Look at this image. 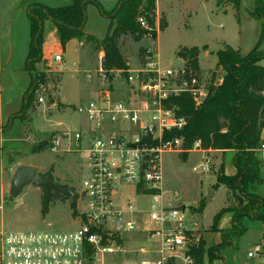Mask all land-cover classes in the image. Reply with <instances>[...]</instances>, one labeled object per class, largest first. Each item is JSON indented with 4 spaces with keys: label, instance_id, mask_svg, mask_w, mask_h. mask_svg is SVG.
Masks as SVG:
<instances>
[{
    "label": "rangeland",
    "instance_id": "obj_1",
    "mask_svg": "<svg viewBox=\"0 0 264 264\" xmlns=\"http://www.w3.org/2000/svg\"><path fill=\"white\" fill-rule=\"evenodd\" d=\"M98 1L106 14L112 16L114 9L127 0ZM39 2L49 6L66 5L64 0H0V46L3 47L0 63V131L4 129L0 137L3 146L0 147V231H69L79 228L80 221L73 215L71 196L53 191L48 212L44 214L43 189L33 184L26 185L16 197H12L9 193L10 181L19 165L29 164L37 166L42 174L50 172L58 184L80 191L86 175L84 152H54L51 150V139L55 132L67 129L86 133L90 123L76 107L95 99L97 90L108 86L96 75V71L100 72L102 67L100 52L83 40L72 39L62 49L61 63L53 61L54 52L43 56L37 69L46 74L47 79L41 83H46L49 91L37 89L29 108L20 111L24 93L30 84L29 75L18 70L25 63L30 42L27 6ZM143 2L145 4L146 0ZM255 6L256 0H240L238 11L232 3L224 2L218 6V0H155L151 15L153 26L160 27V32L153 36L144 35L138 40L129 34L120 37L122 55L129 73L141 68L148 60L145 56L147 48L154 50L152 59L161 60L162 66L166 67L184 63L178 56L181 47L198 46L201 51L197 73L202 85L207 88L213 80L216 82L218 75L221 80L223 71L216 52L225 44L239 48L243 55L255 46L264 51V18L252 16ZM87 7L85 30L99 39L104 38L111 20L102 15L96 5L88 4ZM51 28L50 23L44 28L45 49L58 45ZM88 71L92 72L91 77L87 76ZM117 72L122 76L128 73L123 69L109 73L115 76ZM124 87L127 88L121 79L112 83L110 88L117 90L113 94L114 100L123 97L120 89ZM40 95L45 102L38 101ZM234 154L235 150L208 149V157L190 152H186V157L178 152H165L162 155L165 187L180 192L189 216L197 220L200 232L206 239V249L214 248L218 256L210 259L205 254L204 264H262L264 261V257H247L248 250L264 239L262 223L245 217L246 231L243 235L234 238L232 245H221L222 230L232 225V212H221L227 206L239 205V200H235L226 186L220 184L217 193L212 194L213 198L206 201L208 190L215 186L221 170L227 175L235 174ZM206 158L211 161V170L195 172L193 167ZM261 172L264 175L263 163ZM257 193L264 200V180L257 187ZM216 215L220 217L217 223L214 221ZM143 239L141 233H133L125 243L127 252L113 258L118 261L141 258L142 255L134 250L141 246L148 249L154 247L153 243L143 242Z\"/></svg>",
    "mask_w": 264,
    "mask_h": 264
},
{
    "label": "built area",
    "instance_id": "obj_2",
    "mask_svg": "<svg viewBox=\"0 0 264 264\" xmlns=\"http://www.w3.org/2000/svg\"><path fill=\"white\" fill-rule=\"evenodd\" d=\"M138 21L149 30L146 36L160 32V27L149 25L144 16ZM153 52L147 48L148 60L125 76L118 72L111 75L100 67L96 75L108 86L101 88L95 99L76 107L90 123L86 133L67 129L52 136V151L85 154L86 175L80 191L75 190V197L71 196L79 228L1 230L0 264H195L193 249L201 230L197 220L189 216L180 192L165 187L162 155L208 150L200 147L199 140L185 150L181 137L165 138L186 124V118L178 113V107L170 105V100L187 93L200 103L208 87L185 62L165 67L161 60L152 59ZM62 60L61 52L54 55L55 62ZM87 76L92 74L88 72ZM119 79L127 88L120 89L123 97L114 100L116 89L110 86ZM37 89L49 91L42 83ZM38 101L45 102V98L40 95ZM258 151L264 163V141ZM193 170L209 172L210 159ZM133 233H141L142 241L154 247L134 250L142 255L139 259H114L126 251L125 243ZM247 257H264V239L248 250Z\"/></svg>",
    "mask_w": 264,
    "mask_h": 264
},
{
    "label": "trees",
    "instance_id": "obj_3",
    "mask_svg": "<svg viewBox=\"0 0 264 264\" xmlns=\"http://www.w3.org/2000/svg\"><path fill=\"white\" fill-rule=\"evenodd\" d=\"M224 2L232 3L238 11L240 0H218V6ZM89 3L96 5L101 14L111 20L108 32L102 39L84 31L87 21L86 7ZM154 9L155 0H146L145 4L143 0H127L114 9L112 16L106 14L98 0H74L69 5L58 7L42 3L29 5L27 10L30 19V47L25 69L30 75L31 83L24 93L20 111L29 108L37 85L47 79L46 74L37 69L38 64L43 61L46 21L54 23L63 48L72 39L85 40L94 50L104 53V69L108 72L119 69L127 72L129 67L122 55L120 37L129 34L138 40L149 33L147 28L141 26L138 17L144 16L149 25L153 26L151 13ZM252 16L257 19L264 18V0H256ZM200 51L198 46H183L178 50V56L187 68L196 74L199 71ZM216 54L223 71L221 82L216 86L213 80L208 86L206 97L200 103L195 102L187 93L173 97L170 105L178 107V113L186 118V124L181 130H175L165 138L181 137L185 150L191 149L197 140L203 149L235 150L232 159L236 167L235 174L227 175L221 170L214 186L217 189L220 184H224L235 200H239V205L227 206L221 212H232V225L222 230L220 243L227 246L232 245L234 238L242 236L246 231L245 217L260 221L264 230V200L257 193V187L264 180L261 172L263 161L258 151L264 141L261 137L264 128V51L255 46L243 55L239 49L225 44ZM182 156L186 157V152H183ZM51 198L52 193L46 196L44 192V214L48 212ZM71 206L75 216L74 199ZM219 218L216 215L214 221L217 223ZM205 254L210 259L218 257L214 248L206 249V239L202 235L193 249L195 264H204Z\"/></svg>",
    "mask_w": 264,
    "mask_h": 264
},
{
    "label": "water",
    "instance_id": "obj_4",
    "mask_svg": "<svg viewBox=\"0 0 264 264\" xmlns=\"http://www.w3.org/2000/svg\"><path fill=\"white\" fill-rule=\"evenodd\" d=\"M221 82L219 75L215 85ZM33 184L44 190L46 196L53 191L63 194H70L75 197V192L71 188L62 187L52 179L51 174L44 176L35 165L21 164L16 169L11 181L9 193L12 197H16L26 185ZM216 192V188L210 187L206 196V201L212 198V194Z\"/></svg>",
    "mask_w": 264,
    "mask_h": 264
},
{
    "label": "crops",
    "instance_id": "obj_5",
    "mask_svg": "<svg viewBox=\"0 0 264 264\" xmlns=\"http://www.w3.org/2000/svg\"><path fill=\"white\" fill-rule=\"evenodd\" d=\"M74 0H64V2H66V5H69V4H71L72 2H73ZM39 3H42V2H39ZM42 4H44V5H47L46 3H42ZM89 4H93V3H89ZM47 6H49V5H47ZM59 6H63V5H59ZM28 7V6H27ZM51 7H58V6H51ZM87 9H88V7H86V11H87ZM87 22H88V16H87V21H86V24H85V27H84V31L87 33V34H91V33H89V32H87L85 29H86V26H87ZM47 23H50V25H52V27L53 28H51V30L55 33V35H56V38H57V43H58V45H54V47H52V48H49V49H45L44 48V45H43V56H46V55H48V54H50V53H52V52H54V54H53V61H54V55H56V54H58V53H62V55H63V53H64V50H62V49H64L62 46H61V44H60V42H59V40H58V37H57V34H56V29H55V26H54V23L52 22V21H46L45 22V26H46V24ZM52 23V24H51ZM29 35H30V25H29ZM93 35V34H92ZM95 36V35H94ZM98 38V37H97ZM30 39V38H29ZM101 39V38H100ZM80 41H82V40H80ZM83 41H85V40H83ZM45 43V42H44ZM85 43H86V41H85ZM88 43V42H87ZM90 44V43H89ZM232 46V45H231ZM29 47H30V42H29ZM234 47V46H233ZM92 48V47H91ZM234 48H236V47H234ZM237 49H239V48H237ZM46 50V51H45ZM240 50V49H239ZM241 51V50H240ZM28 52H29V49H28ZM28 52H27V55H28ZM100 53H99V55L101 54V51H99ZM2 54H3V47H1L0 46V63H2ZM27 55H26V57H25V63H24V65L23 66H20V69H18V70H21V71H23V72H25V73H27L28 75H29V73L26 71V69H25V67H26V59H27ZM9 59H10V57H9ZM55 62V61H54ZM56 63H58V62H56ZM88 72H90V74H92V72L91 71H88ZM29 77H30V75H29ZM30 83H31V78H30ZM29 86H30V84H29ZM28 86V87H29ZM49 87V86H48ZM50 88V87H49ZM99 90L100 89H98L97 90V95H98V92H99ZM117 91V90H116ZM115 91V92H116ZM121 92V91H120ZM122 93V96L124 95V92H121ZM96 95V96H97ZM4 133V129H2V131H0V137H1V135ZM261 137H262V139L264 140V137L261 135ZM2 145L0 144V147H1ZM3 147V146H2ZM190 153H198V154H200L201 156L202 155H204L205 154V157H208V156H206V150H195V151H192V152H190ZM1 154V153H0ZM218 189V188H217ZM216 189V190H217ZM217 193V191L216 192H214L213 193V195H215ZM213 198V197H212Z\"/></svg>",
    "mask_w": 264,
    "mask_h": 264
},
{
    "label": "flooded vegetation",
    "instance_id": "obj_6",
    "mask_svg": "<svg viewBox=\"0 0 264 264\" xmlns=\"http://www.w3.org/2000/svg\"><path fill=\"white\" fill-rule=\"evenodd\" d=\"M47 174H44V176H46ZM62 187H66V188H71V187H69V186H67V185H63V184H60ZM74 192H75V189L74 188H71ZM69 196H72V195H70V194H68Z\"/></svg>",
    "mask_w": 264,
    "mask_h": 264
}]
</instances>
